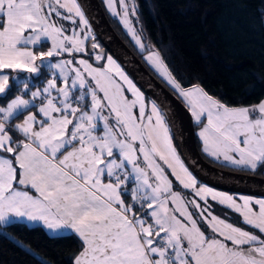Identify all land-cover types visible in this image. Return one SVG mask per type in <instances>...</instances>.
I'll use <instances>...</instances> for the list:
<instances>
[{"label":"snow or ice","instance_id":"1","mask_svg":"<svg viewBox=\"0 0 264 264\" xmlns=\"http://www.w3.org/2000/svg\"><path fill=\"white\" fill-rule=\"evenodd\" d=\"M119 3L143 50L125 0ZM106 4L119 15L116 0ZM87 11L84 0H0V99L10 79L17 84L14 98L0 106V229L8 230L0 237L37 264L48 261L11 229L39 225L50 239L78 237L72 264H264V198L238 204L200 183L177 152L164 102L153 101L145 117L143 93L111 56L95 55L106 68L76 60L75 53L90 55L85 41L99 47ZM65 54L72 59H53ZM147 59L189 101L208 155L240 170L264 169V100L226 106L199 85L183 89L158 53ZM34 79L43 86L31 87ZM157 159L193 198L173 190ZM209 198L258 231L213 214Z\"/></svg>","mask_w":264,"mask_h":264},{"label":"trees","instance_id":"2","mask_svg":"<svg viewBox=\"0 0 264 264\" xmlns=\"http://www.w3.org/2000/svg\"><path fill=\"white\" fill-rule=\"evenodd\" d=\"M99 2L116 33L148 70L142 56L147 55L148 47H152L185 90L199 85L214 99L233 107L257 105L264 100V0H135V28L145 47L143 51L126 33L122 19L112 17L103 2ZM91 32L95 36L94 42L99 45L95 50L110 54L92 27ZM92 43L89 39L88 45ZM25 75L22 74L21 79ZM36 80L39 79L30 82L31 87L42 86ZM16 93L17 84L10 79V89L0 99V106H6ZM203 123L206 124L205 119ZM200 128L195 124L197 146L208 162L197 135ZM173 140L182 157L175 137ZM217 165L213 166L220 168ZM224 167L221 169L231 173L264 178L261 168L255 172H242ZM171 179L177 188L175 179L172 176ZM215 211L233 223L238 220L235 214L218 205ZM30 227L35 230L18 226L10 231L16 239L44 257L48 264H72L80 251L78 237L50 239L39 226ZM3 231L8 230L0 229ZM0 264H37V261L8 239L0 237Z\"/></svg>","mask_w":264,"mask_h":264},{"label":"water","instance_id":"3","mask_svg":"<svg viewBox=\"0 0 264 264\" xmlns=\"http://www.w3.org/2000/svg\"><path fill=\"white\" fill-rule=\"evenodd\" d=\"M84 3L91 27L110 54L153 101L166 104L175 123L176 143L193 174L205 184L220 190L264 197V178L231 173L205 161L197 146L195 122L189 109L150 73L119 37L99 0H84Z\"/></svg>","mask_w":264,"mask_h":264},{"label":"rangeland","instance_id":"4","mask_svg":"<svg viewBox=\"0 0 264 264\" xmlns=\"http://www.w3.org/2000/svg\"><path fill=\"white\" fill-rule=\"evenodd\" d=\"M102 2H103V4L105 5V7H106V9H107V11H108V13L112 16V17H114V18H120V19H122L123 20V8H122V6H121V4L119 3V0H116V11H117V13H119V15H113L112 13H110V11L108 10V7H107V4H106V0H101ZM125 4H127V6H128V9H129V11H128V19L131 21V25L134 27V30H135V33H136V37H137V32H136V28H135V19H136V17H137V14H136V3H135V0H125ZM135 7V14L133 15V13H132V7ZM61 11H63V10H61ZM61 23H63V24H65L66 26H72V25H70V22L69 21H60ZM77 23H79V21L77 20ZM122 24H123V26H124V29H125V31H126V33L129 35V37L131 38V40L135 43V45L139 48V50L140 51H143L141 48H140V46L136 43V40L133 38V35H132V33L128 30V27H126L125 26V24L122 22ZM92 33V32H91ZM80 35L81 36H83L84 35V33H80ZM138 38V37H137ZM88 41L89 40H87V41H85V46H86V48L89 46L88 45ZM88 45V46H87ZM143 49L145 50V47H143ZM46 50V49H45ZM88 51H89V53H90V55H84L83 53H75L74 55H75V57H76V60L78 61L79 59H86V60H88V62L89 63H91L94 67H101V66H103V67H107V63H106V59H102V60H100V61H96L95 60V55H100V56H102V57H108V56H111L112 58H113V60H115L116 61V63L117 64H119L120 65V67H121V69L124 71V73L126 74V75H128V77H129V79H131L132 81H133V83L134 84H136V86L140 89V91L143 93V95H144V99H145V104L147 105V107H146V109H145V117H147L148 116V114L150 113V108H151V106L149 105V101L151 102V101H153V100H151V99H149V101H147V97H146V95H145V93L141 90V88L137 85V83L134 81V79L128 74V72L122 67V65L116 60V58H114L111 54H108V53H106V52H98L97 50H93L92 48H91V45L89 46V49H88ZM152 53H157L155 50H154V48H152V47H148V53H147V55H145V56H142V58H143V61L145 62V64H146V66L149 68V70L158 78V80L160 81V82H162V84H164V86L171 92V93H173L188 109H189V111L191 112V108H190V104H189V101L188 100H186L184 97H182L180 94H179V92L177 91V90H175L174 88H173V86L170 84V83H168V81L166 80V78L163 76V75H161L158 71H157V69L153 66V64L152 63H150L149 61H148V56L150 55V54H152ZM77 55H80V56H77ZM88 57H90V58H88ZM55 61H59V60H61V59H72V57L71 56H68L67 54H65L64 56H61V57H56V58H53ZM74 63H75V61H74ZM52 72H54V70H51V69H47L46 68V71H45V73H52ZM116 79H117V81L119 82V83H121L122 85H123V82L122 81H120L119 80V77H116ZM36 83H39L40 85H42V83L40 82V80H36L35 81ZM43 86V85H42ZM123 87L126 89L127 88V86L126 85H123ZM125 95H127V96H129V98H132L131 97V93L130 92H127V91H125ZM227 106V105H226ZM229 107H233V106H229ZM149 112V113H148ZM193 119H194V122H195V124H197V122L195 121V118L193 117ZM202 120H204V118L202 117ZM206 120V119H205ZM206 123H207V121H206ZM198 125V124H197ZM206 125V124H205ZM202 129L200 128L199 129V131H198V137H199V139H200V141H201V143H202V145H203V147H202V150H203V152L205 153L204 155L207 157V161L208 162H210L211 164H213V165H217V166H219L220 168L219 169H221V168H225L224 166H227V167H232V168H236V166L235 165H231V164H228L226 161H224L222 158L220 159V160H216V159H214L212 156H210V155H208L205 151H204V143H203V140H202V138L199 136V133H200V131H201ZM182 160V159H181ZM183 161V160H182ZM157 162L162 166V167H164L165 168V170H166V173H169V179H171V175H170V169H167V165H165L164 163H163V161H159L158 159H157ZM184 162V161H183ZM186 165V164H185ZM187 166V165H186ZM188 167V166H187ZM216 168H218V167H216ZM236 169H238V168H236ZM190 170V169H189ZM221 170H223V169H221ZM191 171V170H190ZM242 172H245V171H243V170H241ZM174 178V177H173ZM172 180V179H171ZM176 182V181H175ZM206 185V184H205ZM173 190L174 191H179L180 192V194L182 195V196H184V197H186V198H188V199H191V198H193L192 197V194H191V192H190V190H184V189H180V190H178L177 188H175V186H174V183H173ZM184 192V193H183ZM185 192L187 193V194H185ZM231 195V194H230ZM237 197V198H236ZM236 197H233L234 199H236V201H237V203L238 204H242L243 203V199L242 198H249V199H251V200H253V201H255L256 199H258V198H254V197H256V196H246L245 194H241L240 196H236ZM214 206V205H213ZM254 207H257L255 204L253 205ZM169 207L171 208V207H173V205L172 204H169ZM215 207H217L216 205L214 206V212H215V214H217L216 213V211H215ZM191 210V209H190ZM218 215V214H217Z\"/></svg>","mask_w":264,"mask_h":264},{"label":"crops","instance_id":"5","mask_svg":"<svg viewBox=\"0 0 264 264\" xmlns=\"http://www.w3.org/2000/svg\"><path fill=\"white\" fill-rule=\"evenodd\" d=\"M22 79H24V78H22ZM188 90V89H187ZM147 101H149V99L147 98ZM10 102V101H9ZM152 102L153 101H149V105L151 106V104H152ZM149 113V112H148ZM22 122V120H16V123H21ZM198 135V134H197ZM173 143H174V140H173ZM174 145H175V143H174ZM178 152V151H177ZM181 159H182V157H181ZM183 160V159H182ZM184 161V160H183ZM184 163H185V161H184ZM186 164V163H185ZM189 168V167H188ZM190 169V168H189ZM192 172V171H191ZM193 173V172H192ZM196 176V175H195ZM197 177V176H196ZM199 180V182L200 183H202V184H205L204 182H201L200 181V179H198ZM207 185V184H206ZM207 186H209V187H211L213 190H215V191H218V192H221V193H224V194H226V195H230L231 194V196H233V197H236V196H240L241 194L240 193H231V192H227V191H224V190H220V189H217V188H215V187H212V186H210V185H207ZM246 195V194H245ZM246 196H252V195H246ZM237 198V197H236ZM254 198H258V199H262V198H264V197H259V196H256V197H254ZM198 199V198H197ZM257 200V199H256ZM126 202H130V201H128L127 200V198H126ZM202 203V202H201ZM216 205H218V206H220V207H223L224 209H226V210H228L229 212H231V213H233V214H235L236 216H237V222H234V224L236 225V226H239V227H241V228H243V229H245V230H249V231H252V232H257L258 230H256V229H252V228H250L248 225H246V224H240V223H238V222H240V216H239V214L238 213H236V212H234L233 210H231V209H229V208H227L225 205H223V204H220V203H218L217 201H213V200H211V198H209V200H208V207L210 208V210L212 211V213L213 214H215V212H214V206ZM215 215H217V214H215ZM219 216V215H218ZM219 217H221V216H219ZM221 218H224V217H221ZM227 219V218H226ZM229 222H232L231 220H229V219H227ZM36 226H39V225H36ZM201 228H202V230H204L205 232H206V234L207 235H209V236H211V235H213L212 234V232L206 227V225H201Z\"/></svg>","mask_w":264,"mask_h":264}]
</instances>
